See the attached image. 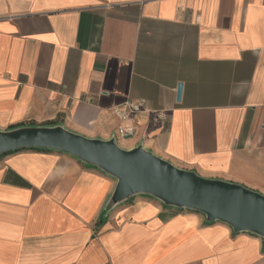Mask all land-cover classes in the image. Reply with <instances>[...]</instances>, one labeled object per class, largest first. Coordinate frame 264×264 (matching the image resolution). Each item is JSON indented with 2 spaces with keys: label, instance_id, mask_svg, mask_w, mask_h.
Segmentation results:
<instances>
[{
  "label": "crops",
  "instance_id": "0c3cea01",
  "mask_svg": "<svg viewBox=\"0 0 264 264\" xmlns=\"http://www.w3.org/2000/svg\"><path fill=\"white\" fill-rule=\"evenodd\" d=\"M57 127L264 195V0H0V134ZM117 183L63 151L0 155V264H264L260 236L115 204Z\"/></svg>",
  "mask_w": 264,
  "mask_h": 264
},
{
  "label": "water",
  "instance_id": "95a60500",
  "mask_svg": "<svg viewBox=\"0 0 264 264\" xmlns=\"http://www.w3.org/2000/svg\"><path fill=\"white\" fill-rule=\"evenodd\" d=\"M182 84L176 89V101ZM67 152L116 177L115 204L135 195H148L166 207L190 210L205 216L207 223L222 222L235 233L258 235L264 244V196L243 186L204 179L178 169L141 148L119 150L113 143L90 141L58 128H22L0 134V155L22 149Z\"/></svg>",
  "mask_w": 264,
  "mask_h": 264
},
{
  "label": "built area",
  "instance_id": "2783aa9c",
  "mask_svg": "<svg viewBox=\"0 0 264 264\" xmlns=\"http://www.w3.org/2000/svg\"><path fill=\"white\" fill-rule=\"evenodd\" d=\"M142 112H149V109H147V103L144 99L127 101L123 107H115L113 113L120 123L116 129L117 134L121 137L131 136L134 132V123L137 122V119ZM154 118L157 120H165V111L154 113Z\"/></svg>",
  "mask_w": 264,
  "mask_h": 264
},
{
  "label": "trees",
  "instance_id": "16d2710c",
  "mask_svg": "<svg viewBox=\"0 0 264 264\" xmlns=\"http://www.w3.org/2000/svg\"><path fill=\"white\" fill-rule=\"evenodd\" d=\"M48 123H52V122H48Z\"/></svg>",
  "mask_w": 264,
  "mask_h": 264
},
{
  "label": "rangeland",
  "instance_id": "374dc122",
  "mask_svg": "<svg viewBox=\"0 0 264 264\" xmlns=\"http://www.w3.org/2000/svg\"><path fill=\"white\" fill-rule=\"evenodd\" d=\"M264 196V195H263Z\"/></svg>",
  "mask_w": 264,
  "mask_h": 264
}]
</instances>
